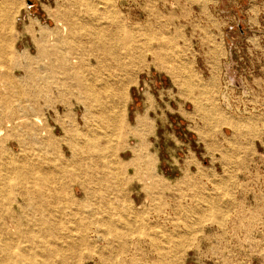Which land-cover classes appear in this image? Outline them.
I'll return each instance as SVG.
<instances>
[{
    "label": "rangeland",
    "instance_id": "rangeland-1",
    "mask_svg": "<svg viewBox=\"0 0 264 264\" xmlns=\"http://www.w3.org/2000/svg\"><path fill=\"white\" fill-rule=\"evenodd\" d=\"M13 1L15 19L0 38L1 73L24 57L37 71L52 52H43L53 47L48 39L58 38L57 22L73 20V42L61 48L91 66L84 80L97 87L130 77L124 102L109 104L122 108L123 127L103 128L115 132L109 143L117 153H108L118 179L107 198L86 200L83 186L67 185L73 202L67 192L46 206L45 223L9 220L15 205L2 201L0 216L20 237L12 245L42 247L41 229L54 244L60 230H47L57 226L85 242L45 264H264V0ZM73 77L61 87L63 75L22 80L19 89L28 92L15 102L53 141L45 150L56 162L71 156L63 130L90 119L91 101L78 99L83 90ZM5 130L4 121L0 139ZM27 133L12 131L4 150L19 153L14 135Z\"/></svg>",
    "mask_w": 264,
    "mask_h": 264
},
{
    "label": "bare ground",
    "instance_id": "bare-ground-1",
    "mask_svg": "<svg viewBox=\"0 0 264 264\" xmlns=\"http://www.w3.org/2000/svg\"><path fill=\"white\" fill-rule=\"evenodd\" d=\"M14 4L15 3L13 0H0L1 40L3 39L2 35L4 34V31L7 30L6 28L11 26L13 20L15 19L14 16H16V11ZM63 15H61V17ZM77 25L78 24L73 20H68V23L63 21L57 22L56 32L59 39H48L53 47L48 49L45 48L43 52L48 50H51L52 52L47 56L48 58L45 57V59L41 60L40 64H38L40 66L37 71H40V74L37 73L34 68H32L35 62H32L31 59L26 57H24L22 63L20 62L21 66L13 68L14 71L12 69L10 72L4 71L1 73L3 68L0 67V80L1 82L4 80L2 84H0V123L5 121L6 127V132L4 133L5 137L3 136L4 138L0 139V144H2L0 151L3 150L2 152L6 155L4 158L5 162H0V204L2 201H6V203L8 202V205L10 206L15 205L16 208L14 207L12 209L9 206V212H11L9 220L10 218L11 220L15 219L17 220L16 223H19L22 218L26 219L28 222H34L36 219L39 221V223L48 222L50 219L46 213V206L52 204V202H58L63 199L65 194H67V192L69 193V191H65L67 185L78 186L79 188L83 186V192L85 195L84 199L86 200L98 196L107 198V194L111 188V185L113 184V180L118 179L116 177V171L113 169L115 162L109 163L107 160L110 155H114V158H116L117 153L113 151L114 148L109 143L112 134L115 132L113 131L111 134H107L105 133L104 129L118 128L119 130L123 127L124 117L122 108L113 111L109 104L111 103L110 101L112 99L114 103L119 102L122 104L124 102L123 100L125 99L126 85L128 84L130 75L119 78L116 80L115 85H112L111 83L108 84L107 82L102 85L100 84L101 86L98 85L100 86V90L106 93L105 95L107 96L106 100H101L97 89L98 86L94 87L89 81V83L86 82V80H84L85 75H82L84 74L83 71H87L91 66H88L84 60L82 61H84L85 64L80 63L78 58L73 55L74 53L68 54L67 52L62 51L61 48L65 43L73 42V36L76 33ZM44 30L47 31V29L43 28L42 31ZM86 32L87 31H85V35ZM90 33L88 34L90 35ZM91 34H93V32ZM89 44L91 46L90 41ZM99 46L100 43L98 47ZM83 48L84 46L82 49ZM92 48L96 47L93 45ZM102 49H104V46ZM5 50L6 49L4 46H2V48H0V55H2ZM94 50L96 51L98 49ZM94 50H92V53ZM40 51L41 47H39V53ZM96 53L95 58H97ZM98 61L99 59L97 62ZM90 62H92V60H90L89 63ZM104 65H102V67ZM109 65L111 64L109 63ZM0 66H3V64L0 63ZM107 68L109 69L110 66ZM18 70H21L22 76L16 75L15 71ZM5 72L7 73L6 75L4 74ZM62 75L64 76V79L58 83L60 87L64 86L66 83V76L68 79L70 75H74V83L83 90L81 95L78 96V99L91 101L89 102L90 104L88 106L90 119L85 121L84 125L81 127H78L76 122L73 121L70 127H66V129L63 130L65 136L62 137L61 141L69 145L68 149H70L71 156L70 158L66 157L65 159H61L60 162H56V160L50 158L49 153H47L45 150L46 148L51 147L53 141H45L41 138V136L44 134L41 135L37 132L35 126L36 123L33 120H30L26 113V109L24 107L22 108V105L15 102H17L19 96H26L28 92L27 90H23L24 92H22L19 89V84L22 82V80L29 79L34 82L37 79H41L43 76H47L48 78H57L58 76ZM95 103L96 105H94ZM196 108L202 110V106L199 102H196ZM20 127H23V129L25 128V131L28 132V136L19 137L14 135V138H16L17 141L19 153H13L12 151L4 150L3 142H5V139L10 136L12 131H15ZM101 131H104V133H101ZM101 139L106 140L105 145L101 143ZM108 153L111 154L108 155ZM77 176L79 178L83 177L86 183L83 184V182L77 180ZM159 180L160 179H156L155 183H159ZM68 195L70 199L68 200L72 203V200H74L73 196L71 193ZM36 216L38 218H35ZM113 229L116 230V228ZM113 229H111V231H114ZM55 230L57 232L60 230L61 239L60 241L58 240L57 242H54V244H51L53 241L50 242L48 240L50 243L45 242L46 239L44 241L43 235L45 231L41 229L39 232L41 235L40 242H42V247L41 245L36 246L34 244H30V242L23 245L22 243H16L12 245L14 238H20L18 236V231H16V228L13 227L11 223H7L6 220H3V218L0 216V250L2 251V255H0V264H45L47 261H49V256L50 258H53L54 255L58 253V251L66 249L68 250L69 247L75 245L76 243H81L84 245L85 240L81 239V237L78 238V235L72 230L67 231L64 228L58 229L57 226H53L47 231L52 234ZM32 232L33 231L28 232V234H31ZM36 251H38L39 255L35 253Z\"/></svg>",
    "mask_w": 264,
    "mask_h": 264
}]
</instances>
